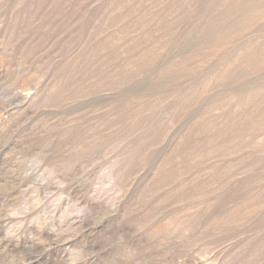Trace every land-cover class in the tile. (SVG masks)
Returning <instances> with one entry per match:
<instances>
[{
	"label": "rangeland",
	"instance_id": "obj_1",
	"mask_svg": "<svg viewBox=\"0 0 264 264\" xmlns=\"http://www.w3.org/2000/svg\"><path fill=\"white\" fill-rule=\"evenodd\" d=\"M176 1L0 0V264H264V0Z\"/></svg>",
	"mask_w": 264,
	"mask_h": 264
},
{
	"label": "bare ground",
	"instance_id": "obj_2",
	"mask_svg": "<svg viewBox=\"0 0 264 264\" xmlns=\"http://www.w3.org/2000/svg\"><path fill=\"white\" fill-rule=\"evenodd\" d=\"M121 1L124 2V0H121ZM126 1H127V0H126ZM196 1H197V0H196ZM175 2H177V1L175 0ZM189 2H190V1H189ZM194 2H195V1H194ZM225 2H226V1H225ZM50 3H51V2H50ZM130 3H131V0H130L129 4H130ZM132 3H133V2H132ZM158 3H160V2H158ZM161 4H162V3H161ZM163 4H164V3H163ZM183 4H184V3H183ZM50 5H51V4H50ZM166 5H167V4H166ZM180 5H181V4H180ZM261 5H262V4H261ZM126 6H127V5H126ZM132 6H133V5H132ZM161 6H162V5H161ZM206 6H207V5H206ZM163 7H164V6H163ZM167 7H168V6H167ZM169 7H170V6H169ZM172 7H173V6H172ZM204 7H205V6H204ZM243 7H244V6H243ZM118 8H119V7H118ZM136 8H137V7H136ZM64 9H65V8H64ZM95 9H96V8H95ZM106 9H107V8H106ZM137 9H139V8H137ZM60 10H61V9H60ZM96 10H98V9H96ZM116 10H117V9H116ZM117 11L119 12V10H117ZM138 11H139V10H138ZM164 11H167V10L164 9ZM73 12H74V11H73ZM73 12H72V13H73ZM107 12H108V11H107ZM30 13H31V12H30ZM37 13H38V12H37ZM104 13H105V12H104ZM131 13H132V11H131ZM209 13H210V12H209ZM54 14H55V13H54ZM223 14H224V13H223ZM225 14H226V13H225ZM70 15H71V14H70ZM119 15H120V14H119ZM37 16H38V15H37ZM45 16H46V15H45ZM53 16H55V15H53ZM96 16H97V15H96ZM112 16H113V14H112ZM168 16H169V15H168ZM170 16H171V15H170ZM262 16H263V15H262ZM39 17H40V16H39ZM62 17H63V15H62ZM110 17H111V16H110ZM95 18H96V17H95ZM139 18H140V17H139ZM178 18H179V17H178ZM178 18H177V19H178ZM258 18H259V17H258ZM165 19H166V18H165ZM68 20H69V19H68ZM104 20H105V19H104ZM133 20H134V19H133ZM105 21H106V20H105ZM141 21H143V20H141ZM254 21H255V20H254ZM27 22H28V21H27ZM190 22H191V21H190ZM255 22H256V21H255ZM71 23H72V22H71ZM107 23H108V22H107ZM137 24H138V23H137ZM44 25H45V24H44ZM48 25H49V24H48ZM241 25H242V24H241ZM253 25H254V24H253ZM52 26H53V25H52ZM190 26H191V25H190ZM224 26H225V25H224ZM142 27H143V26H142ZM161 27H162V26H161ZM177 27H178V26H177ZM60 28H61V27H60ZM102 28H103V27H102ZM175 28H176V27H175ZM47 29H48V28H47ZM104 29H105V28H104ZM135 29H136V27H135ZM9 30H10V29H9ZM168 30H169V29H168ZM175 30H176V29H175ZM166 31H167V29H166ZM169 31H170V30H169ZM18 32H19V31H18ZM11 33H12V32H11ZM166 33H168V32H166ZM145 34H146V33H145ZM168 34H169V33H168ZM168 34H165V35H168ZM174 34H175V33H174ZM96 35H97V34H96ZM172 35H173V34H172ZM176 36H177V35H176ZM37 37H38V36H37ZM145 37H146V36H145ZM147 37H148V36H147ZM147 37H146V38H147ZM164 37H165V36H164ZM133 38H134V36H133ZM158 38H159V37H158ZM239 38H240V37H239ZM263 38H264V37H263ZM107 39H108V38H107ZM160 39H161V38H160ZM167 39H168V38H167ZM36 40H37V39H36ZM88 40H89V39H88ZM161 40H162V39H161ZM178 40H179V39H178ZM110 41H111V40H110ZM110 41H107V42H110ZM32 42H33V41H32ZM121 42H122V40H121ZM157 42H158V41H157ZM145 43H146V42H145ZM151 43H152V42H151ZM219 43H220V42H219ZM86 44H87V43H86ZM98 44H99V43H98ZM152 44H153V43H152ZM152 44H151V46H150L151 49L153 48V47H152ZM155 44H158V43L155 42ZM107 45H108V44H107ZM107 45H106V46H107ZM139 45H140V44H139ZM166 45H167V44H166ZM97 46H99V45H97ZM109 46H110V45H109ZM133 46H134V45H133ZM137 46H138V44H137ZM156 46H158V45H154V47H155L154 49H157V50H159V48L161 47V46H160V47L156 48ZM248 46H249V45H248ZM35 47H36V46H35ZM92 47H93V46H92ZM107 47H108V46H107ZM77 48H78V47H77ZM124 48H125V47H124ZM164 48H165V47H164ZM88 49H89V48H88ZM174 49H175V48H174ZM24 50H25V49H24ZM98 50H100V49H98ZM139 50H140V49H139ZM149 50H150V49H149ZM152 50H153V49H152ZM157 50H156V51H157ZM112 51H113V50H112ZM142 51H143V49H142ZM147 51H148V50H147ZM147 51H146V52H147ZM162 51H163V50H162ZM210 51H211V50H210ZM97 52H98V51H97ZM97 52H96V53H97ZM116 52H118V51H116ZM127 52H128V50H127ZM131 52H132V51H131ZM131 52H130V53H131ZM140 52H141V51H140ZM146 52H145V48H144V53H143V52L141 53L142 56H143V58H144V55H143V54H146V56L149 54L148 57H150V55H152V54H150V53H148V52H147V53H148V54H147ZM149 52H150V51H149ZM136 53H137V52H136ZM110 54H111V53H110ZM192 54H193V53H192ZM82 55H83V54H82ZM112 55H113V54H112ZM80 56H81V55H80ZM86 56H87V55H86ZM146 56H145V58H146ZM153 56H154V55H153ZM198 56H199V55H198ZM90 57H91V56H90ZM104 57H105V56H104ZM104 57H103V58H104ZM112 57H113V56H112ZM138 57H139V56H138ZM148 57H147V58H148ZM189 57H190V56H189ZM207 57H208V56H207ZM83 58H84V57H83ZM147 58H146V59H147ZM153 58H154V57H153ZM70 59H71V58H70ZM84 59L86 60V58H84ZM141 59H142V58H141ZM146 59H143V60H146ZM148 59H149V58H148ZM107 60H108V59H107ZM107 60H106V61H107ZM247 60H248V59H247ZM121 61H122V60H121ZM147 61H148V60H147ZM108 62H109V61H108ZM209 62H210V61H209ZM229 62H231V60H230ZM247 62H248V61H247ZM99 63H100V62H99ZM86 64H87V63H86ZM88 64H89V63H88ZM122 64H123V63H122ZM172 64H173V63H172ZM253 64H254V63H253ZM92 65H93V64H91V66H92ZM95 65H96V64H95ZM101 65H102V64H101ZM116 65H117V64H116ZM116 65H115V66H116ZM126 65H127V64H126ZM126 65H125V66H126ZM244 65H246V64H244ZM86 67H87V66H86ZM93 67H95V66H93ZM99 67H100V66H99ZM101 67H102V66H101ZM121 67H122V66H121ZM189 67H190V66H189ZM84 68H85V67H84ZM90 68H91V67H90ZM124 68H125V67H124ZM124 68H122V69H124ZM88 69H89V68H88ZM92 69H93V68H92ZM171 69H172V68H171ZM253 69H254V68H253ZM262 69H264V68H262ZM97 70H98V69H97ZM105 70H106V69H105ZM132 70H133V69H132ZM66 71H67V70H66ZM92 71H94V70H92ZM99 71H100V68H99ZM67 72H68V71H67ZM195 72H196V71H195ZM69 73H70V72H69ZM86 73H87V72H86ZM92 73H93V72H92ZM100 73H101V72H100ZM111 73H112V71H111ZM166 73H167V72H166ZM64 74H65V73H64ZM78 74H79V73H78ZM81 74H82V73H81ZM120 74H121V73H120ZM124 74H125V73H124ZM133 74H134V73H133ZM174 74H175V73H174ZM187 74H188V73H187ZM69 75H71V74H69ZM87 75H88V74H87ZM107 75H108V74H107ZM107 75H106V76H107ZM111 75H112V74H111ZM130 76H131V74H130ZM134 76H135V75H134ZM27 77H28V76H27ZM99 77H100V76H99ZM187 77H188V76H187ZM207 78H209V77H207ZM63 79H64V78H63ZM122 79H123V78H122ZM179 79H180V78H179ZM166 80H169V79H166ZM193 80H194V79H193ZM197 80H198V79H197ZM205 80H206V79H205ZM209 80H210V79H209ZM70 81H71V80H70ZM88 81H89V80H88ZM95 81H96V80H95ZM202 81H203V80H202ZM73 82H74V81H73ZM182 83H183V82H182ZM14 84H15V83H14ZM91 84H92V83H91ZM121 84H122V82H121ZM201 84H203V83H201ZM95 85H96V84H95ZM175 85H176V84H175ZM187 85H188V84H187ZM203 85H204V84H203ZM203 85H201V86H203ZM98 86H99V85H98ZM117 86H118V85H117ZM138 86H139V85H138ZM185 86H186V85H185ZM206 86H207V85H206ZM255 86H256V85H255ZM118 87H119V86H118ZM179 87H180V86H179ZM198 87H200V86H198ZM260 87H261V86H260ZM98 88H99V87H98ZM187 88H188V87H187ZM150 89H151V88H150ZM174 89H175V88H174ZM180 89H181V88H180ZM180 89H179V90H180ZM251 89H252V88H251ZM254 89H255V87H254ZM254 89H253V90H254ZM258 89H259V87H258ZM87 90H88V89H87ZM105 90H106V89H105ZM112 90H113V89H112ZM175 90H176V89H175ZM253 90L250 91V89H248V90H245V91H246V93H248L249 91L252 92V94L256 93V92H253ZM159 91H160V90H159ZM192 91H193V90H192ZM199 91H200V90H199ZM257 91H259V90H257ZM261 91H262V92H261ZM261 91H260V92H261L260 94L263 93V89H262ZM200 92H201V91H200ZM194 93H195V92H194ZM239 93H240V92H239ZM243 93H244V92H243ZM257 93H258V92H257ZM162 94H163V93H162ZM184 94H185V93H184ZM232 94H234V93H232ZM249 94H250V97H252V98L254 97V96H251V93H248V95H249ZM191 95H192V94H191ZM196 95H198V94H196ZM234 95H235V94H234ZM175 96H176V95H175ZM194 96H195V94H194ZM198 96H199V95H198ZM229 96H230V98H231V94H230ZM255 96H256V95H255ZM188 97H189V96H188ZM190 97H191V96H190ZM192 97H193V96H192ZM204 97H205V96H204ZM239 97H240V94H239V96H238L237 98H234V99H238ZM242 97H243V95L241 96V98H242ZM246 97H247L246 100H248L249 96H246ZM257 97H258V94H257L256 98H257ZM227 98H228V97H227ZM241 98H239V99H241ZM243 98H244V97H243ZM256 98H255V99H256ZM182 99L184 100V98H182ZM195 99H196V98H195ZM222 99H223V98H222ZM222 99H221V100H222ZM175 100H176V99H175ZM177 100H178V98H177ZM215 100H216V99H215ZM219 100H220V99H219ZM223 100H224V99H223ZM223 100H222V101H223ZM227 100H228V99H227ZM232 100H233V99H232ZM241 100L243 101L242 103H244V100H245V99H244V100L241 99ZM162 101H163V99H162ZM217 101H218V100H217ZM236 101H238V100H236ZM143 102H144V101H143ZM175 102H176V101H175ZM206 102H207V101H206ZM212 102H213V101H212ZM215 102H216V101H215ZM219 102H220V101H219ZM226 102H227V101H226ZM231 102H232V101H231ZM246 102H247V101H246ZM170 103H171V102H170ZM200 103H201V102H200ZM220 103H221V102H220ZM220 103H218V104H220ZM223 103H224V102H223ZM227 103L230 104V101H228ZM139 104H140V103H139ZM214 104H215V103H214ZM245 104H246V103H245ZM137 105H138V104H137ZM143 105H144V104H143ZM176 105H177V104H176ZM181 105H182V102H181ZM181 105H180V106H181ZM186 105H187V104H186ZM205 105H206V104H205ZM220 105H221V104H220ZM222 105H223V104H222ZM231 105H232V103H231ZM261 105H262V104H261ZM169 106H170V105H169ZM169 106H168V107H169ZM178 106H179V105H178ZM183 106H184V105H183ZM215 106L217 107L218 105L215 104L214 106H212V107H214V108H212L211 105H210V107L212 108L213 112H214V109L216 108ZM262 106H263V105H262ZM262 106H261V108H262ZM234 107H235V106H234ZM144 108H145V107H144ZM171 108H172V107H171ZM180 108H181V107H180ZM182 108H183V107H182ZM201 108H202V107H201ZM206 108H207V107H206ZM211 108H210V109H211ZM219 108H220V106H218L217 109H219ZM222 108L224 109V107H222ZM225 108H226V107H225ZM220 109H221V108H220ZM220 109H219V110H220ZM226 109H227V108H226ZM90 110H91V109H90ZM143 110H144V109H143ZM169 110H170V109H169ZM208 110H209V109H208ZM212 110H211V111H212ZM113 111H114V110H113ZM173 111H175V110H173ZM209 111H210V110H209ZM220 111H221V110H220ZM141 112H142V111H141ZM171 112H172V111H171ZM175 112H176V111H175ZM175 112H174V114H175ZM200 112H201V111H200ZM213 112H212V113H213ZM143 114H144V113H143ZM201 114H203V113L201 112ZM205 114H206V113H205ZM119 115H120V114H119ZM203 116H204V115H203ZM207 116H208V115H207ZM192 117H193V116H192ZM203 118H204V117H203ZM203 118H201V116H200L199 120H200V119H203ZM206 118H207V117H206ZM206 118H205V119H206ZM191 119H192V118H191ZM5 120H6L5 117H0V124H2ZM95 120H96V119H95ZM109 120H110V119H109ZM173 120H174V118H173ZM110 121H111V120H110ZM169 121H170V120H169ZM176 121H177V117H176ZM239 121H240V122H243V121H241V120H239ZM248 121H251V120H248ZM196 122H197V121H196ZM199 122H200V121H199ZM199 122H198V124H199ZM202 122H203V120H202ZM233 122H235V121H233ZM236 122H237V121H236ZM112 123H113V122H112ZM200 123H201V122H200ZM238 123H239V122H238ZM238 123H237L236 125H238ZM246 123H247V122H245L244 124H246ZM249 123H252V124H253V121H252V122H249ZM194 124H195V123H194ZM198 124L196 123V126H198ZM207 124H208V123H207ZM207 124H206V125H207ZM241 124H242V123H241ZM241 124L239 123V125H241ZM244 124L241 125V126L243 127ZM247 124H248V123H247ZM254 124H255V123H254ZM167 125H169V124H167ZM202 126H203V124H202ZM208 126H209V125H208ZM245 126H246V125H245ZM248 126H251V125H247L246 127H248ZM115 127H116V126H115ZM189 127H190V129H191V125H190ZM193 127H195V126L193 125ZM199 127H200V126H199ZM204 127H205V125L203 126V129L207 128V126H206L205 128H204ZM242 127H241V128H242ZM253 127H254V126H253ZM158 128H159V127H158ZM171 128H172V127H171ZM195 128H196V127H195ZM239 128H240V126H239ZM250 128H251V127H250ZM254 128L256 129V124H255V127H254ZM106 129H107V128H106ZM109 129H110V128H109ZM149 129H150V128H149ZM151 129H152V128H151ZM167 129H168V128H167ZM203 129H202V130H203ZM236 129H238V128H236ZM236 129L234 128V130H236ZM152 130H154V128H153ZM185 130H186V131H184L183 133H181V134L178 136V139H177L176 141H174L175 143L173 142L174 145L171 147V149H172V150L175 149V150H174L173 152H171V153H173L174 155H177V153H178L179 151L181 152V150H179V149L181 148V145H183V148L186 147V148L189 149V147H188V146H189V142H188L187 139H188V135H190L189 133H191V132H190L189 128H188V129H185ZM196 131H197V130H196ZM198 131H199V130H198ZM250 131L253 132V130H251V129H250ZM250 131H248V132H250ZM149 132H150V131H149ZM165 132H166V131H165ZM205 132H206V131H205ZM231 132H232V131H231ZM231 132H229V133H231ZM252 132H251V133H252ZM70 133H71V132H70ZM114 133H115V132H114ZM146 133H147V132H146ZM151 133H152V131H151ZM198 133H200L201 135L203 134V133H201V132H198ZM98 134H99V133H98ZM149 134H150V133H149ZM149 134H148V135H149ZM152 134H153V133H152ZM166 134H167V132H166ZM206 134H207V133H206ZM203 136H204V135H203ZM220 137H221V135H220ZM251 137H253V136H251ZM89 138H90V137H89ZM254 138H255V137H254ZM97 139H98V138H97ZM163 140H164V139H163ZM213 140H215V139H213ZM225 140H226V139H224V141H225ZM148 142H150V141H148ZM156 143H157V142H156ZM217 143H218V142H217ZM177 144H178V145H177ZM212 144H213V143H211V145H212ZM215 145H216V143H215ZM108 146H109V145H108ZM219 146H220V145H219ZM251 146H252V145H251ZM253 146H254V145H253ZM174 147H175V148H174ZM144 148H145V147H144ZM173 148H174V149H173ZM183 148H182V149H183ZM186 148H185V149H186ZM212 148H215V147H212ZM134 149H135V148H134ZM209 149H210V146H209ZM213 150H214V149H213ZM134 151H136V150H134ZM138 151H139V150H138ZM138 151H137V152H138ZM207 151H208V149H207ZM211 151H212V150L210 149L209 153H211ZM145 152H146V151H145ZM96 154H97V153H96ZM103 154H104V153H103ZM206 154H207V153H206ZM130 155H132V154H130ZM204 155H205V154H204ZM207 155H208V154H207ZM132 156H134V155H132ZM132 156H130V157L132 158ZM135 156H136V154H135ZM135 156H134V157H135ZM165 157H166V155H165ZM236 157H237V156H236ZM129 159H130V158H129ZM129 159H128L129 162H130L131 160H133V159H131V160H129ZM165 160H166V159H165ZM218 160H219V159H218ZM158 161H159V160H158ZM166 161H167V160H166ZM171 162H172V164L175 166V167H171V168H172V169H173V168H174V169L177 168V165L174 164V161H171ZM219 162H220V161H219ZM223 162H224V161H223ZM243 163H244V162H243ZM215 164H217V163H215ZM128 165H129V163H128ZM217 165H218V164H217ZM114 166H115V165H114ZM166 166H168V165H166ZM207 166H208V165H207ZM209 166L211 167L210 164H209ZM215 166H216V165H215ZM220 166H221V165H220ZM222 166H223V165H222ZM111 167H112V168H111V169L109 170V172L107 173L108 175L106 174L107 177H108V180H109L108 182H110L111 185H113V187H114V186H115V187H116V186L118 187V184L116 183L115 180L117 179V177H119V176H123V175H121V173L123 172V170H122V172H120L119 170L122 169V168H120V169L118 170V169L114 168L113 166H111ZM115 167H116V166H115ZM168 167H169V166H168ZM179 167H180V166H179ZM203 167H204V165H203ZM158 168L160 169V167H158ZM190 168H191V167H190ZM192 168H193V167H192ZM211 168H212V167H211ZM214 168H215V167H213V169H214ZM216 168H217V167H216ZM216 168H215V169H216ZM220 168H221V167H220ZM126 169H127V168H126ZM128 169H129V168H128ZM162 169L164 170V172L166 171L164 168H162ZM172 169H170V170H172ZM178 169H179V168H178ZM182 169H183V167H182ZM215 169H214V170H215ZM176 170H177V169H175V171H176ZM217 170H218V169H217ZM224 170H225V169H224ZM239 170H240V169H239ZM239 170H238V171H239ZM167 171H168V170H167ZM180 171H181V170H180ZM188 171H189V170H188ZM197 171H198V170H197ZM203 171H205V170H203ZM211 171H212V170H210L209 172H211ZM218 171H219V170H218ZM222 171H223V170H222ZM226 171H227V170H226ZM164 172H163V179H165L167 175H168L167 177H170L169 175H170V172H171V171H170L169 173H166V175H164ZM178 172H179V171H178ZM205 172H206V171H205ZM224 172H225V171H224ZM156 174H157V173H156ZM171 174H175V175H177L176 173H171ZM185 174H186V173H185ZM198 174H200V173H198ZM203 174H204V172H203ZM220 174H221V173H220ZM158 175H160V173H158ZM158 175H157V176H158ZM175 175H174V177H175ZM201 175H202V174H201ZM48 176H49V175H48ZM160 176H161V175H160ZM171 176H172V175H171ZM180 176H181V175H180ZM185 176H186V175H185ZM185 176H184V177H185ZM205 176H207V175H205ZM205 176H204V177H205ZM217 176H218V175H217ZM221 176H222V175H221ZM177 177L180 178L178 175H177ZM186 177H187V176H186ZM204 177H202L203 180H205ZM157 178H158V177H157ZM157 178H156V179H157ZM171 178H172V177H171ZM150 179H151V178H150ZM168 179H169V178H168ZM175 179H176V178H175ZM184 179H186V178H184ZM105 180H106V178H105ZM153 180H154V179H153ZM159 180H160V179H159ZM161 180H162V179H161ZM166 180H167V179H166ZM166 180L164 181L165 183L168 182V181H170V179H169L168 181H166ZM187 180L189 181V179H187ZM190 180H191V177H190ZM171 181H172V180H171ZM175 181H179V180H174V182H175ZM188 181H186V182H188ZM197 181H198V180H197ZM227 181H228V180H227ZM156 182H157V181H155V183H156ZM161 182H162L161 184H164L163 180H162ZM174 182H173V184H176V183H174ZM181 182H182V181H181V178H180V182H177V184H179V183H181ZM205 182H206V181H205ZM149 183H151V182H149ZM149 183H147L148 186H149ZM157 183H160V182H157ZM157 183H156V185H157ZM170 183H171V182H170ZM170 183H167V184H170ZM182 183H184V182H182ZM190 183H192V181H190ZM198 183H200V181H199ZM202 183H203V185H204V182H203V181H202ZM238 183H239V181H238ZM108 184H109V183H108ZM152 184H153V182L151 183V185H152ZM188 184H189V183H188ZM188 184H187V185H188ZM192 184H194V183H192ZM192 184H189V185H192ZM195 184H196V183H195ZM212 184H213V183H212ZM221 184H222V182H221ZM232 184H233V183H232ZM235 184H236V183H235ZM153 185H154V186H153ZM153 185H152V187H156V188L158 187V186H155V184H153ZM158 185H159V184H158ZM179 185H181V184H179ZM182 185L184 186V184H182ZM189 185H188V186H189ZM196 185H197V184H196ZM210 185H211V184H210ZM213 185H214V184H213ZM215 185H216V184H215ZM144 186H145V185H144ZM146 186H147V185H146ZM159 186H160V185H159ZM173 186H174V185H173ZM193 186H194V185H193ZM219 186H220V185H219ZM241 186H242V185H241ZM241 186H240V187H241ZM169 187H170V186H169ZM169 187H168V188H169ZM175 187H177V186H175ZM189 187H190V186H189ZM141 188H142V187H141ZM150 188H151V187H150ZM158 188H159V187H158ZM163 188H164V187H163ZM184 188H185V187H184ZM196 189H197V188H196ZM142 190H143V189H142ZM154 190H155V189H154ZM157 190H158V189H157ZM161 190H162V189H161ZM163 190H164V189H163ZM179 190H181V189H179ZM166 191H168V190H166ZM177 191H178V190H175V192H177ZM183 191H184V190H183ZM143 192H144V191H143ZM170 192H171V191H170ZM230 192H231V191H230ZM251 192H252V191H251ZM184 193H185V192H184ZM171 194H172V192H171ZM173 194H174V193H173ZM173 194H172V195H173ZM175 194H176V193H175ZM182 194H183V193H182ZM254 194H255V193H254ZM172 195H171V196H172ZM137 196H138V195H137ZM249 196H250V195H249ZM173 197H174V196H173ZM176 198H177V197H176ZM246 198H248V197H246ZM253 198H254V197H253ZM172 199H173V198H172ZM249 199H250V198H249ZM236 200H237V199H236ZM251 200H252V199H251ZM258 200H259V199H258ZM232 201H233V200H232ZM252 201H254V200H252ZM259 201H260V200H259ZM250 202H251V201H250ZM234 203H235V202H234ZM242 203H243V202H242ZM242 203H241V205H242ZM246 203H247V202H246ZM237 204H239V203H237ZM246 205H247V204H246ZM158 206H159V205H158ZM239 206H240V205H239ZM244 206H245V204H244ZM241 207H243V206H241ZM160 208H161V207H160ZM228 208H229V207H228ZM235 208H237V206H236ZM235 208L233 207V209H235ZM238 208H239V207H238ZM245 208H246V207H245ZM247 208H248V207H247ZM239 209H240V208H239ZM228 210H229V209H228ZM236 211H237V210H236ZM229 212H230V211H229ZM233 212L235 213V211H233ZM241 212H242V211H241ZM258 212H259V211H258ZM256 215H257V214H256ZM254 216H255V215H254ZM261 218H262V217H261ZM145 224H146V223H145ZM247 224H248V223H247ZM163 226H164V225H163ZM165 226H166V225H165ZM167 226H168V225H167ZM160 227H161V226H160ZM154 228H155V227H154ZM164 228H165V227H164ZM159 229H160V228H159ZM242 231H243V230H242ZM152 233H153V232H152ZM200 234H201V233H200ZM165 237H166V236H165ZM153 239H154V238H153ZM167 239H168V238H167ZM249 240H250V239H249ZM158 246H159V245H158ZM263 247H264V246H263ZM221 250H222V249H221ZM260 251H261V250H260ZM254 253H255V252H254ZM257 254H258V253H257ZM261 258H262V257H261ZM228 261H229V260H228ZM262 261H263V260H262ZM262 261H261V262H262ZM258 262H259V261H258ZM240 264H241V263H240Z\"/></svg>",
	"mask_w": 264,
	"mask_h": 264
}]
</instances>
